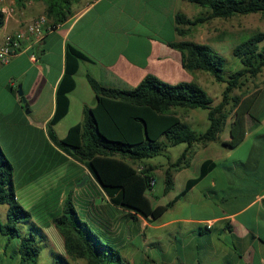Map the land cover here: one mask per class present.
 <instances>
[{"label": "crops", "instance_id": "crops-1", "mask_svg": "<svg viewBox=\"0 0 264 264\" xmlns=\"http://www.w3.org/2000/svg\"><path fill=\"white\" fill-rule=\"evenodd\" d=\"M0 2L1 6L15 7V12L0 28V46L8 34L26 31L32 19L45 14L46 3L43 0ZM189 6L188 0H90L67 21L48 30L39 44H33L27 34L23 40L24 50L9 63L0 64V95L5 96L8 92L15 103L12 109L0 106V122L11 123L16 119L31 133L41 135L59 159L49 170L72 161L82 168L85 175L94 178L88 167L60 149L48 132V123L58 106L57 90L66 72L68 44L79 48L88 59L80 61L74 75L76 85L68 94V113L55 125L59 138H64L72 126L81 123L88 109L97 104L88 75L103 86L122 89L135 88L148 75L172 84L194 80L195 73L183 66L181 51L171 45L188 39L177 31L176 15L181 12L192 17L188 12ZM225 36L234 37V32L228 31L217 40ZM213 45L218 47L214 42ZM18 84V90L14 92V86ZM259 88L260 92L251 106V115L246 116L245 138L237 147L226 148L223 142L231 136L222 138L221 132L218 140L194 145L192 154L188 156L189 164L174 169L180 171L196 164L200 173L205 160L212 159L217 163L183 196H188L213 174L211 189L203 191L205 197L212 199L213 210L201 216H194L190 211L172 212L177 200L155 220L137 216L140 223L154 231L156 238L162 237L160 231L181 226L178 233L183 236V246L191 248L194 261L182 255L180 264H264V83ZM20 90L25 101L19 95ZM207 120L205 113V129L210 124ZM232 120L228 117L226 123ZM242 149L244 154H238ZM152 166L154 174L159 170L165 173V164ZM155 177L153 189L147 194L153 206L164 205L160 193L155 190L158 183L156 174ZM169 193L171 190L164 195ZM16 194L19 198L17 190ZM107 198L110 200L108 195ZM105 212L109 215V211ZM184 224L192 226L184 227ZM127 227L129 230L132 228L130 223H126L121 228V235ZM133 229L139 231L141 227L134 226ZM194 241L197 245L192 246ZM0 246L3 248L1 237ZM2 254L3 249L0 257ZM177 261L171 258L165 263L177 264Z\"/></svg>", "mask_w": 264, "mask_h": 264}, {"label": "trees", "instance_id": "trees-1", "mask_svg": "<svg viewBox=\"0 0 264 264\" xmlns=\"http://www.w3.org/2000/svg\"><path fill=\"white\" fill-rule=\"evenodd\" d=\"M21 2L23 0H16ZM45 14L53 27L67 21L72 14L74 2L79 0H43ZM206 9L202 15L189 17L177 13V31L188 35L192 26L214 18H229L264 12V0H188ZM5 13L0 2V28L5 24ZM264 32H257L233 48L242 67L228 75L225 73L226 58L207 43L184 39L171 45L182 53L183 66L189 71L204 70L226 84L222 100L214 104L213 98L197 83L183 81L176 84L165 82L155 75L146 76L132 89L106 87L88 75L96 93L97 104L88 109L81 123L72 126L64 138H59L55 125L68 113V94L75 88V73L80 61L88 56L79 48L68 44L66 72L57 90V110L48 123L52 141L69 156L86 165L101 185L111 202L138 215L155 220L217 165L212 159L205 160L197 177L190 178L185 188L164 205L153 206L148 192L155 181L154 167H137L136 162L167 154L170 147L186 144L176 162L166 171L165 193L173 188L171 168L178 170L189 164L188 156L197 143L218 140L231 111L233 120L229 140L223 142L228 149L237 147L246 135V116L251 115V106L260 88L246 95L232 96L235 89L243 88L250 78H256L264 69ZM205 109L210 122L205 131H197L184 121L179 109ZM14 166L0 144V205H7L6 220L0 219V237L3 253L10 264H39L47 236L33 230H21L24 223L32 220V214L18 201L13 178ZM65 252L73 259H87V264H124L120 251L106 243L84 221L70 196L65 199L63 213L54 218ZM55 264H69L67 258L55 254ZM12 261H11V260ZM14 262V263H13ZM1 264V262H0Z\"/></svg>", "mask_w": 264, "mask_h": 264}, {"label": "rangeland", "instance_id": "rangeland-1", "mask_svg": "<svg viewBox=\"0 0 264 264\" xmlns=\"http://www.w3.org/2000/svg\"><path fill=\"white\" fill-rule=\"evenodd\" d=\"M89 1L74 2L72 14L74 15L86 6ZM189 3L188 12L192 16L191 18L202 15L206 11L202 6ZM228 31L234 32V37L225 36L224 39L217 40L219 36L228 34ZM257 32H264V12L210 19L192 26L186 37L199 43H207L223 55L226 58L225 73L228 75L242 67L240 59L233 54V48ZM213 42L218 47H215ZM260 46L264 48V41ZM190 72L195 73L193 82L201 86L213 98L214 104L222 100L225 83L217 81L208 71ZM263 83L264 69L256 78H250L243 88L235 89L231 95L250 94ZM18 86L19 84L14 86V92H17ZM233 103L231 100L227 105V110L231 111L228 117L231 118L234 115ZM1 105L10 107V109L14 108L15 103L8 92L5 96L0 95ZM205 113L208 115V111L202 108L179 109L182 119L199 132L206 130L203 123ZM207 121L209 122V120ZM230 128L231 123L228 121L221 133L222 138L230 136ZM0 144L14 166L13 178L19 196L18 201L32 214V220L29 223H24L21 230H33L38 234L44 232L48 237L39 258V264H55V261L59 259L57 255L56 258L54 255L59 253L67 258L69 264H87V259H73L67 255L63 239L54 224V218L63 213L64 200L68 196L80 217L89 223L103 241L120 251L124 257V264H166L165 260L171 258L178 260L177 264H180L182 255L190 259L191 262L194 261L191 248L183 246V236L178 233L181 226H172L167 230L160 231L159 234L162 237L156 238L154 231L140 223L137 218H133L127 209L113 204L107 198L98 181L85 175L82 168L72 161H66L56 168L57 170H49L58 163V155L46 144L41 135L31 133L16 119L11 123L0 122ZM219 145L222 146V143L220 142ZM186 146L184 143L179 144L170 147L167 154L146 158L135 163L137 167L155 163L165 164V173H161L160 170L155 173L158 180L155 190L160 193L162 204H167L174 199L184 189L189 178L199 175V168L196 164L180 171H174L172 167L173 188L171 193L164 195L166 171L173 162L177 161ZM244 152L245 150L242 149L238 154H244ZM212 178L213 174H210L196 190L186 197H181L178 204L171 208L172 212L186 213L190 211L194 216L211 212L213 210L212 199L205 197L203 191L211 189ZM72 189L75 190L73 194ZM105 211H109V215ZM6 214L7 206L0 205L2 221L6 220ZM118 223L119 225H117ZM126 223H130L132 228L129 230L127 227L125 233L121 235V228ZM134 226L135 228L140 226L141 230L134 231ZM183 226L191 227L192 225L184 224ZM195 226L198 227V225ZM195 242L192 243V246L193 244L197 245ZM2 249L0 246V253H2ZM6 259L2 254L1 264H10Z\"/></svg>", "mask_w": 264, "mask_h": 264}, {"label": "built area", "instance_id": "built-area-1", "mask_svg": "<svg viewBox=\"0 0 264 264\" xmlns=\"http://www.w3.org/2000/svg\"><path fill=\"white\" fill-rule=\"evenodd\" d=\"M5 17L9 18L14 12V6H1ZM50 19L46 14H41L32 19L26 26V31H17L8 34L0 46V64L9 63L15 56L24 50L23 40L28 34L33 44H39L48 30L53 29ZM155 181L152 182L154 184Z\"/></svg>", "mask_w": 264, "mask_h": 264}, {"label": "water", "instance_id": "water-1", "mask_svg": "<svg viewBox=\"0 0 264 264\" xmlns=\"http://www.w3.org/2000/svg\"><path fill=\"white\" fill-rule=\"evenodd\" d=\"M23 94H24L23 91L20 90V91H19V95L22 96L23 100L25 101V98L23 97Z\"/></svg>", "mask_w": 264, "mask_h": 264}]
</instances>
